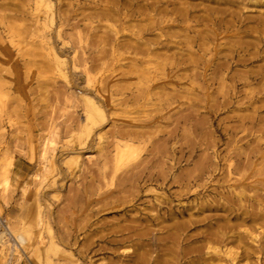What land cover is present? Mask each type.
<instances>
[{"label": "rangeland", "instance_id": "374dc122", "mask_svg": "<svg viewBox=\"0 0 264 264\" xmlns=\"http://www.w3.org/2000/svg\"><path fill=\"white\" fill-rule=\"evenodd\" d=\"M258 41L264 0H0V264H264Z\"/></svg>", "mask_w": 264, "mask_h": 264}, {"label": "bare ground", "instance_id": "6f19581e", "mask_svg": "<svg viewBox=\"0 0 264 264\" xmlns=\"http://www.w3.org/2000/svg\"><path fill=\"white\" fill-rule=\"evenodd\" d=\"M48 2H49V0H48ZM118 3V2H117ZM3 6V5H2ZM5 6V5H4ZM14 9V8H13ZM16 10V9H15ZM140 10V9H139ZM17 11H19L18 9H17ZM16 11V12H17ZM109 13V12H108ZM11 14V13H10ZM37 14V13H36ZM103 14V13H102ZM13 15V14H12ZM17 15V14H16ZM103 15H106V14H103ZM127 15H129V14H127ZM14 16V15H13ZM131 16V15H130ZM10 17V16H9ZM17 17V16H16ZM19 17V16H18ZM104 17H106V16H104ZM185 18V17H184ZM13 19H15V18H13ZM17 19V18H16ZM46 19H48L50 22H52V21H54V16H53V13H52V11H51V8L49 7V10H47V12H46ZM32 21L34 22L33 24H35L36 22L38 23V22H40L41 21V19H40V17L38 16V15H35V16H33L32 17ZM49 23V22H48ZM256 23V22H255ZM244 28V27H243ZM144 29H146V28H144ZM114 31V30H113ZM139 31V30H138ZM254 31V30H253ZM136 35H138V34H136ZM117 36V35H116ZM130 36V35H129ZM114 37V36H113ZM263 37V36H262ZM115 39H116V37H114ZM114 39V40H115ZM118 39V38H117ZM134 40V39H133ZM140 41V40H139ZM117 42H118V40H117ZM128 42V41H127ZM126 42V43H127ZM166 42H168V41H166ZM259 42H261V41H258L256 44H254L255 45V49L253 50V55H251L250 57H248L247 59L246 58H244L243 60V63L245 62V61H248V62H252V61H254V60H257L258 59V57H260V59L261 58H263V56H261L260 55V53H262V52H264V47L261 49V47H262V43H260L259 44ZM132 43V42H131ZM117 44H119V43H117ZM128 44V43H127ZM124 45H125V43H124ZM123 45V46H124ZM167 45H168V43H167ZM111 46H112V44H111ZM117 46V45H116ZM233 46V45H232ZM118 47V46H117ZM126 47V46H125ZM53 47H51V48H49V49H52ZM131 48L133 49V50H135V51H142V53H144L143 52V50L146 48H144V46H143V44L140 42H135L134 43V45H132L131 46ZM131 49V50H132ZM132 50V51H133ZM246 50V49H245ZM51 53H52V51H51ZM251 54V53H250ZM57 55V54H56ZM34 60V59H33ZM57 60V59H56ZM55 60V61H56ZM113 60H114V58H113ZM56 62H58V61H56ZM114 62V61H113ZM217 63H218V61H217ZM225 63V62H224ZM220 64H221V62H220ZM254 64V63H253ZM258 64V63H257ZM256 64V65H257ZM260 64V63H259ZM251 65V64H250ZM255 65V64H254ZM60 66V65H59ZM224 66V65H223ZM258 67H259V69L257 70V73H259V74H262L261 75V77H262V79L264 78L263 76H264V64H260V65H257ZM250 68H252V67H250ZM249 69V68H248ZM247 69V70H248ZM252 69H255V68H252ZM257 69V68H256ZM248 72H252L251 71V69H249L248 70ZM254 73V72H253ZM62 74V73H61ZM65 74V73H64ZM158 76V75H157ZM195 76V75H194ZM258 76V75H257ZM256 78V77H255ZM257 79V78H256ZM261 79V78H260ZM249 81V80H248ZM262 82H264V81H262L261 80V83ZM249 83H251L250 81H249ZM260 83V84H261ZM263 84V83H262ZM249 85V84H248ZM258 85V84H257ZM113 86V85H112ZM85 89V88H84ZM86 90V89H85ZM85 90H83L84 92H85ZM117 90V89H116ZM90 91V90H89ZM262 91H263V89H262ZM83 94V93H82ZM95 94V93H94ZM97 97V96H96ZM82 101L84 102V107H86V111H85V113L86 114H84V119H82V125H81V123H80V125H81V127L83 126V127H89L90 125V123H92V122H94L95 120H96V116L98 117V116H103V114H102V109H101V106L97 103V101L96 100H94L91 96H88V95H86V93L85 94H83V97H82ZM125 99V98H124ZM84 109V108H83ZM104 111V110H103ZM77 115V114H76ZM73 119V118H72ZM76 125V124H75ZM79 126V125H78ZM76 127V126H75ZM69 129V128H68ZM72 129V128H71ZM123 131V130H122ZM131 132V131H130ZM174 132V131H173ZM121 133V132H120ZM125 133V132H124ZM88 134V133H87ZM126 134V133H125ZM125 134H123V135H125ZM129 134H127V136H128ZM183 135V134H182ZM120 144V143H119ZM127 144H129V143H124V145L125 146H128ZM133 144V143H132ZM69 146V145H68ZM129 147V146H128ZM122 148H124L125 149V147H122ZM127 148V147H126ZM73 151V150H72ZM8 165H12L13 163L11 162V160L7 163ZM42 165V164H41ZM53 166V165H52ZM41 167V166H40ZM45 167V166H44ZM46 168V167H45ZM51 169V168H50ZM41 170V169H40ZM40 170L38 171H36V173L34 174V175H38L39 173H40ZM31 175V174H30ZM37 178V177H36ZM253 214V213H252ZM247 217L248 218H251V220H255V219H257V218H261V219H264V216H256V215H251L249 212H248V214H247ZM250 220V219H249ZM250 220V221H251ZM260 222H264V221H261L260 220ZM243 223V222H242ZM176 225H177V223H176ZM227 225V224H226ZM213 230V229H212ZM219 231V230H218ZM218 231H216V232H213V234H210V236L211 235H213L212 237L213 238H215V240H217L218 242H222V241H224L225 242V238H224V236H225V233L224 232H218ZM137 232V231H136ZM18 235V234H17ZM18 237V236H17ZM188 237L190 238V237H192L191 235H188ZM19 238V237H18ZM21 239V238H20ZM19 239V240H20ZM22 240V239H21ZM112 240V239H111ZM113 241V240H112ZM116 241V240H115ZM16 245V244H15ZM216 252V251H215ZM229 252H230V250H229ZM185 255V254H184ZM232 255V254H231ZM234 258V257H233Z\"/></svg>", "mask_w": 264, "mask_h": 264}]
</instances>
